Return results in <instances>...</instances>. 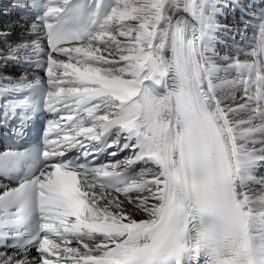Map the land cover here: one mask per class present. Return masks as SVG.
Segmentation results:
<instances>
[{"label":"snow or ice","instance_id":"1","mask_svg":"<svg viewBox=\"0 0 264 264\" xmlns=\"http://www.w3.org/2000/svg\"><path fill=\"white\" fill-rule=\"evenodd\" d=\"M7 8L0 264H264V0Z\"/></svg>","mask_w":264,"mask_h":264},{"label":"bare ground","instance_id":"2","mask_svg":"<svg viewBox=\"0 0 264 264\" xmlns=\"http://www.w3.org/2000/svg\"><path fill=\"white\" fill-rule=\"evenodd\" d=\"M10 3V0H1L0 4H8ZM0 18H2L5 22L9 21V20H13L11 17L10 12L7 9H0ZM229 23L232 22L231 17L229 18ZM242 26V25H241ZM19 29H17V33H19ZM237 39H239V37H237ZM230 43V42H229ZM221 50L223 51V48H221ZM19 74V73H17ZM130 153H123L121 154V158H123L124 155H129Z\"/></svg>","mask_w":264,"mask_h":264},{"label":"rangeland","instance_id":"3","mask_svg":"<svg viewBox=\"0 0 264 264\" xmlns=\"http://www.w3.org/2000/svg\"><path fill=\"white\" fill-rule=\"evenodd\" d=\"M1 1V0H0Z\"/></svg>","mask_w":264,"mask_h":264}]
</instances>
